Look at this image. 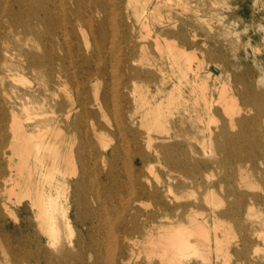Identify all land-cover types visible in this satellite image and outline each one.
Here are the masks:
<instances>
[{
	"label": "bare ground",
	"instance_id": "obj_1",
	"mask_svg": "<svg viewBox=\"0 0 264 264\" xmlns=\"http://www.w3.org/2000/svg\"><path fill=\"white\" fill-rule=\"evenodd\" d=\"M128 1L139 20L164 2ZM119 9L115 0H0V244L10 264H264V227L254 220L264 225V209L256 210L264 199L230 183L220 198L239 201L219 209L213 181L219 167L227 176L240 172L245 125L258 119L245 114L264 94L254 67L243 68L240 35L223 46L226 80L216 97L202 62L176 41L156 36L171 72L150 63L159 77L138 66L143 50L128 43L124 21L125 45L107 46L105 25ZM178 38L185 41V32ZM154 78L155 92L137 85ZM69 81L77 84L73 94ZM42 86L50 96L39 95ZM193 126L205 136L201 149ZM157 163L186 178L203 165L211 170L203 200L212 222L191 202L185 180L148 176ZM228 215L242 223L240 233L225 224Z\"/></svg>",
	"mask_w": 264,
	"mask_h": 264
},
{
	"label": "rangeland",
	"instance_id": "obj_2",
	"mask_svg": "<svg viewBox=\"0 0 264 264\" xmlns=\"http://www.w3.org/2000/svg\"><path fill=\"white\" fill-rule=\"evenodd\" d=\"M163 1L164 2L159 4L157 10L152 11V13L151 11L144 13V15L141 17V20H139V17L135 13L134 4H129L128 0H115L116 5L120 9L119 14L117 15L114 13V11L113 13L108 14L109 16L111 15L110 17H112V15H116L114 17L116 18L115 22L117 21V23H115L112 19L105 25L106 31L108 33L106 37L107 46H118L120 43L125 45L123 41L126 39L124 34L126 28L125 25L122 24L124 21L128 25L127 32L130 39L128 43L130 45H136L138 54L142 52L141 49L143 50L144 62H139L138 66L145 70L150 69L155 71V74L159 77L158 69L153 67L150 63L162 65L169 75L171 72L169 59L166 56H163V52L159 47H157L156 36H160V41L162 44L165 43L164 37L168 38V40L176 41L185 50H187V52L195 53L197 55V59L203 64L202 76L208 81L210 85V91L214 94V96L217 97L219 95V88L226 80V73L222 71L223 46L227 41H230L232 44H237L238 37L240 35V43L242 42L241 50L243 56L246 59L245 63L243 64V68L245 69L247 67L248 69H252V67H254L257 78L261 79V82H259L257 86L258 91H264V0H258V4H255V0ZM150 7H152L151 10H153V1L150 3ZM112 9L113 6L109 7L110 11ZM230 14L234 15L232 19L229 18ZM255 14L257 15L256 18L254 17ZM103 16V13L97 15L96 21L102 19ZM157 16L162 17L163 24L159 22ZM2 19V30H5L8 24L6 21L7 18L6 16H3ZM115 24L117 25V28ZM84 28L85 32L87 31V38L90 42H92L93 36L90 33V30L86 26ZM113 28L116 29L113 30ZM171 30L174 31V33L170 32ZM180 31L185 32V41H182L180 38H178V32ZM194 32L196 34H194ZM77 33L78 39L84 43L85 39L79 27L77 28ZM254 37L257 38L254 39ZM97 38L100 41L103 40L100 34ZM31 43H33V41ZM141 46L144 47L142 48ZM23 47L28 48L29 45L23 44ZM256 48L259 49L256 50ZM254 54L257 55V59H255L258 63V66H254V63H256L254 60ZM78 73L79 75L81 74V72ZM45 74H47V69L45 70ZM44 78L47 80L48 76L46 75ZM158 79L159 78H154L147 81H137V85L141 89H149L150 92H155L159 86ZM32 80L36 83L41 81L39 79ZM76 85L77 84L75 82L69 81L67 82L66 89L71 92V94H73ZM44 94L50 96L49 91H44V86H42L41 93H39V95L42 96ZM90 95L92 97L94 96L93 90L90 91ZM260 96L261 99L259 104L255 106V109H253L252 112L245 114L248 118H250L251 115H255L258 119H256V124L253 125V128H251V126L248 124L245 125V141L242 145L243 155L240 161V172L233 176H227V173L223 168L219 167L215 170L213 181L217 182L216 200L223 204L219 207V209H222L226 206L235 208L237 202L239 201V197L236 194L228 196V198L225 199L226 201L223 200L227 195L226 189L230 183L235 184V189L238 192H244L248 195L258 193L264 199V153L261 154L259 152L260 146H262L264 149V116L259 117V114L264 111V94L261 93ZM198 109L201 110L200 112H204L202 104L199 105ZM221 116L222 112L220 111L219 117ZM185 124L189 126V123ZM210 124L214 125L212 122H210ZM192 128L195 131L194 134L196 135V138H193V142L196 147H198V149H201L202 144L205 141V136L202 132L198 131L196 126H193ZM261 137H263L262 140ZM216 157L221 158V153H217ZM205 158L206 156L201 154L195 155V159L198 160H203ZM152 173H148V176L153 181L156 179L155 175L161 176L166 181H168L170 175H172L179 176L181 181L184 182L185 180L187 183H189L191 185L189 189L191 202L195 203V206L199 212H202L207 217H209L208 214L211 205L205 202L203 198L207 194V190L211 184L210 180H208L210 178L211 170L206 168L205 165H203L201 169L194 170L188 178L183 177L178 173H171L168 166L159 165L158 163L155 165L154 172ZM240 173L241 175H239ZM238 176H240L239 186L236 182L239 178ZM220 179H224V181L221 183ZM220 197H223V199ZM245 202H249L248 197H246ZM258 207L264 209V204L256 205V210H258ZM25 208L26 212L24 215L31 216L32 214L30 213L28 202H25ZM232 217L237 216L234 214ZM230 218L231 215H228V218L224 219V222H226L225 224H230L235 232L240 233V227L242 223H240V221L238 222L235 218L233 221H230ZM262 218H264V213L262 214ZM209 220L212 222L210 217ZM254 220L256 222V228L261 231L264 225L259 222V218L255 217ZM250 225L251 224H249V226ZM213 253L214 249L211 254ZM260 259L262 262H264V252H262ZM10 263L11 261L9 259V255L5 252V250L3 251V248L0 244V264ZM21 264H24V262ZM193 264L202 263L193 261Z\"/></svg>",
	"mask_w": 264,
	"mask_h": 264
}]
</instances>
